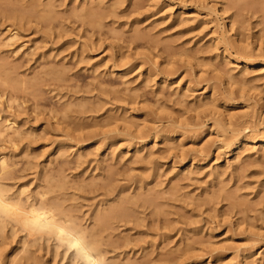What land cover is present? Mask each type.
Here are the masks:
<instances>
[{
    "label": "rangeland",
    "instance_id": "obj_1",
    "mask_svg": "<svg viewBox=\"0 0 264 264\" xmlns=\"http://www.w3.org/2000/svg\"><path fill=\"white\" fill-rule=\"evenodd\" d=\"M0 40V264H89L32 211L101 264H264V0H0Z\"/></svg>",
    "mask_w": 264,
    "mask_h": 264
},
{
    "label": "bare ground",
    "instance_id": "obj_2",
    "mask_svg": "<svg viewBox=\"0 0 264 264\" xmlns=\"http://www.w3.org/2000/svg\"><path fill=\"white\" fill-rule=\"evenodd\" d=\"M7 30V29H6ZM16 34L17 33H12V32H10V34L6 37V39L4 40L5 42H6V45L7 44H11V43H13L14 42V44H15V40L17 39L16 38ZM1 41V40H0ZM4 41H2L3 43L2 44H5L4 43ZM12 45V44H11ZM13 46V45H12ZM8 47H10V46H8ZM17 53V52H16ZM7 80V79H6ZM9 80V79H8ZM18 84V83H17ZM9 85V84H8ZM5 87V86H4ZM11 87V86H10ZM14 88H16V87H14ZM5 96V95H4ZM14 97V96H13ZM2 119V118H1ZM1 123V122H0ZM10 123V122H9ZM8 123V124H9ZM4 124V123H3ZM6 124V123H5ZM13 124V123H12ZM10 125V124H9ZM9 125H7L6 127H5V129L3 128V129H0V135L2 134L3 136H4V134H5V132H8V131H5L6 129L7 130H14V128H12V126H9ZM13 126H14V124H13ZM2 127V126H1ZM9 131V132H10ZM15 132V131H14ZM4 133V134H3ZM18 133V132H17ZM12 135V133L10 134V136ZM15 135H16V132H15ZM9 136V135H8ZM2 137V136H1ZM8 138V137H7ZM6 138V141H9L8 139ZM263 141V140H262ZM262 141H261V143H262ZM5 157H3V159H1L0 158V170L1 171H7V170H9L10 168L8 167V162L4 159ZM2 190V189H1ZM22 195H23V193H22ZM1 196H3L2 194H1ZM1 196H0V201H2V198H1ZM7 197V196H6ZM3 198H4V196H3ZM5 202H6V199H5ZM8 203V202H7ZM11 203V202H10ZM13 203V202H12ZM19 203V202H18ZM1 204V203H0ZM3 204H4V201H3ZM9 204V203H8ZM5 205H7L6 203H5ZM10 205V204H9ZM8 205V206H9ZM7 206V207H8ZM23 206V205H22ZM1 208H2V206H1ZM10 208V207H9ZM14 208V207H13ZM17 209V208H16ZM4 210V209H3ZM50 210V209H49ZM15 211H18V210H15ZM26 212V211H25ZM30 212L31 211H29L28 213L30 214ZM34 211H32V217L34 218V220H33V223L36 225V226H38V227H46V228H48L49 230H51L52 232H54L55 233V235L57 236V237H59L60 239H61V241L63 242V241H65V242H67L68 243V241H69V239L70 238H74V240L72 241V242H69L70 244L69 245H71V247L73 248H76V250L78 251V253L79 254H81V255H83L84 256V258H85V261H87L89 264H90V261H92V260H95V261H99L98 260V258H97V256H95V255H93L94 253H95V251H93V250H96V249H93V250H91L90 249V247H91V245L94 243V242H92V244H90V247L87 245L88 244V242H85V240H87L86 238H85V240H84V237L86 236L82 231L80 232V233H83L82 234V236L81 237H77V235H75L76 234V232L74 233V231H77V230H72V233L70 232L71 230H69V232H70V234H69V236L67 235H65L64 233H65V229H64V227H63V225H62V222L60 223L59 221H56L55 220V218H54V215L53 216H51L48 212H46V213H44V212H42V213H39L40 211H36L37 213H33ZM52 212V211H51ZM11 213V212H10ZM21 213V212H20ZM28 213H27V216H28ZM8 214V213H7ZM24 214H26V213H24ZM11 215V214H10ZM30 216V217H31ZM56 217V216H55ZM24 219V218H23ZM30 221H31V219H30ZM25 224V223H24ZM61 224V225H60ZM65 225V224H64ZM37 228V227H36ZM68 229V228H67ZM33 231V230H32ZM35 231H37V230H35ZM47 231V230H46ZM44 232V231H43ZM51 232V233H52ZM79 232V231H78ZM66 233H67V231H66ZM68 234V233H67ZM75 235V236H74ZM79 235V234H78ZM54 237V236H53ZM89 238V237H88ZM71 239V240H72ZM60 241V240H59ZM87 243V244H86ZM98 245V244H97ZM92 246H95L94 244L92 245ZM99 246V245H98ZM97 246V247H98ZM94 248H96V247H94ZM72 250V249H71ZM93 253V254H92ZM78 254V255H79ZM102 256V255H101ZM102 258V257H101ZM100 258V259H101ZM103 261V260H102ZM100 262H101V260H100ZM104 263V262H103Z\"/></svg>",
    "mask_w": 264,
    "mask_h": 264
},
{
    "label": "clouds",
    "instance_id": "obj_3",
    "mask_svg": "<svg viewBox=\"0 0 264 264\" xmlns=\"http://www.w3.org/2000/svg\"><path fill=\"white\" fill-rule=\"evenodd\" d=\"M90 264H101V262L100 261L92 260V261H90Z\"/></svg>",
    "mask_w": 264,
    "mask_h": 264
}]
</instances>
